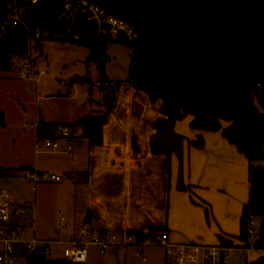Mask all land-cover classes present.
<instances>
[{"label": "crops", "instance_id": "0c3cea01", "mask_svg": "<svg viewBox=\"0 0 264 264\" xmlns=\"http://www.w3.org/2000/svg\"><path fill=\"white\" fill-rule=\"evenodd\" d=\"M13 68L0 72V110L5 120L0 125V166L11 169L0 175V187L10 191L13 205L23 208L18 219L21 236L66 240L78 235L84 222L118 236L128 229L146 232L160 225L172 241L217 242L223 235L236 244L231 264H250L264 254L263 247L252 246L254 237L249 244L238 237L243 205L249 199V161L221 130L191 127L190 114L176 121L175 129L186 136L183 174L191 186L179 189L178 156L171 155L168 173L167 155L150 148L162 117L160 99L152 100L125 78L109 76L123 81L103 125V141L89 145L82 128L70 123L105 109V91L97 84L80 85L87 82L65 81L63 86L62 78L41 77L46 71L35 73L37 78H23ZM62 124L69 126L70 136L61 132ZM198 134L204 137L200 147L189 143ZM45 137L58 139L60 148L38 146L39 138ZM70 138L74 146L66 151ZM30 168L60 174L61 179L33 184L27 176ZM58 243L64 249L63 241L53 242ZM122 245L103 254L91 247L89 264H126L119 260ZM23 253L15 264L25 257ZM51 253L52 249L50 257H65L64 251Z\"/></svg>", "mask_w": 264, "mask_h": 264}, {"label": "trees", "instance_id": "16d2710c", "mask_svg": "<svg viewBox=\"0 0 264 264\" xmlns=\"http://www.w3.org/2000/svg\"><path fill=\"white\" fill-rule=\"evenodd\" d=\"M63 0H40L28 4L23 14V22L7 27L0 33V71L13 69V55H29L31 35L37 28L41 31L38 39L54 38L71 40L87 47V63L94 62L99 72V88L104 90L105 109H96L80 117L70 125H79L88 144H99L103 141V125L113 107L116 88L122 79L112 80L106 73V64L111 59L108 46L111 42L127 45L129 66L124 79L137 89L144 90L152 100H161L160 117L156 122V135L150 142L153 153H165L168 158V173L171 171V155L179 159L177 188L188 190L190 185L184 180V142L186 136L175 129L176 121L192 115L190 126L201 130H221L223 135L249 161V199L243 205L240 217L238 237L249 244V221L252 216L259 219L257 246L264 248V86L243 84L223 86L218 81L199 73L189 62L176 59L174 53L157 36L138 28L137 35L125 34L112 37L109 33L98 30L95 21L77 14L74 19L62 15ZM7 11L6 1L0 0V16ZM78 33L80 37L74 38ZM87 82L93 86L94 80L86 74H75L68 80ZM107 84V86H105ZM93 100V99H92ZM99 102V101H98ZM229 121L224 126L223 121ZM4 113L0 110V125H4ZM59 124V123H57ZM53 128L55 124H51ZM189 143L195 146L204 144L202 134ZM10 167L0 166V175L10 171ZM165 226L152 227L149 232L165 230ZM139 238L145 235L142 229H128ZM224 242L231 240L220 235ZM27 264H79L66 257H50L41 251H26ZM264 264V254L250 262Z\"/></svg>", "mask_w": 264, "mask_h": 264}, {"label": "water", "instance_id": "95a60500", "mask_svg": "<svg viewBox=\"0 0 264 264\" xmlns=\"http://www.w3.org/2000/svg\"><path fill=\"white\" fill-rule=\"evenodd\" d=\"M96 1L160 38L201 75L239 89L264 86V0Z\"/></svg>", "mask_w": 264, "mask_h": 264}, {"label": "built area", "instance_id": "2783aa9c", "mask_svg": "<svg viewBox=\"0 0 264 264\" xmlns=\"http://www.w3.org/2000/svg\"><path fill=\"white\" fill-rule=\"evenodd\" d=\"M7 11L0 16V33L5 32L7 27H13L23 22V14L28 4L37 3L40 0H5ZM62 15L74 19L77 14L84 15L89 20L96 22L98 30L102 33H109L112 37L127 35L133 37L138 33V27L125 18L112 13L106 6L96 0H63ZM41 36L39 28L31 35L33 39ZM74 38L80 34H73ZM13 67L19 70L23 78H37L35 73L42 74L44 69L34 70L32 59L28 56L13 55L11 59ZM59 126V125H58ZM61 132L70 136V128L66 124L59 126ZM74 139L70 138L66 151H71L74 146ZM45 145L51 149H59L60 141L54 138H39L38 146ZM27 176L36 184L44 179L60 180L61 175L51 171L39 172L37 169L27 170ZM23 211L22 207L15 206L11 202V193L8 189L0 187V264H15L17 257L21 255L15 251L16 246H22L26 251H41L49 255L51 243L63 241L64 256L79 264H89V252L91 247H96L100 254L105 253L110 247L116 244H135L145 246L158 244L165 248L169 264H231L232 252L236 244L227 243L222 240L217 242H204L201 240L172 241L167 231L151 233L144 231L145 235L139 238L135 233L126 232L118 236L93 227L90 223L84 222L80 233L66 240H54L49 238L23 237L20 232L22 224L19 217ZM260 221L252 216L249 221V235L254 237L252 246H257L258 228ZM257 236V237H256Z\"/></svg>", "mask_w": 264, "mask_h": 264}, {"label": "rangeland", "instance_id": "374dc122", "mask_svg": "<svg viewBox=\"0 0 264 264\" xmlns=\"http://www.w3.org/2000/svg\"><path fill=\"white\" fill-rule=\"evenodd\" d=\"M108 52L111 55V59L106 64L107 75L113 78H126L130 59L127 45L121 42H111L108 46ZM87 53V47L78 42L44 38L32 40L28 56L32 59L34 70L45 69L46 72L41 77H49V79L51 78L54 81L57 78H62L63 86H65V81L68 83L71 76L87 73L94 80L93 85L97 84L99 88V72L94 62L87 63ZM8 71L6 70V72ZM80 85L89 86V83H81ZM41 88L43 87L41 86ZM46 88H48V85H46ZM67 89H71L69 84ZM45 91L43 88L42 92L44 93ZM260 163L264 165V158L260 160ZM51 246V255L63 254L62 244L52 243ZM122 246L119 254L120 262H125L126 264H165L166 252L165 248L161 245L138 246L135 244H123ZM141 247H144L143 252L141 251ZM20 259L17 264H27L25 257ZM233 259L235 260V257ZM234 263L235 261H233Z\"/></svg>", "mask_w": 264, "mask_h": 264}]
</instances>
